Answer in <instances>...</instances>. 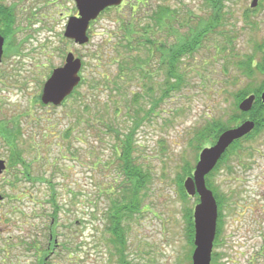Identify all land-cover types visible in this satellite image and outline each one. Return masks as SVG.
<instances>
[{
  "label": "rangeland",
  "instance_id": "obj_1",
  "mask_svg": "<svg viewBox=\"0 0 264 264\" xmlns=\"http://www.w3.org/2000/svg\"><path fill=\"white\" fill-rule=\"evenodd\" d=\"M251 2L223 0L221 23L183 56L181 83L164 100L169 64L152 41L162 49L188 36L209 19L206 0H123L92 22L84 45L64 36L72 0L50 8V23L35 10L29 30L7 32L0 211L11 214L0 221V264H41L43 256L46 264H192L189 216L198 198L184 182L202 149L216 142L200 133L217 119L241 122L236 94L264 82L263 72L248 77L239 66L250 55L260 59L254 49L264 42V0L255 10ZM164 9L171 15L158 25L152 16ZM68 51L83 59L82 83L61 107L48 106L40 98L42 80ZM131 129L135 161L149 181L140 211L126 221L123 259L110 242L106 213L124 179L120 138ZM10 132L17 144L6 138ZM241 144L243 152L236 149L208 176L222 205L213 264H264V130ZM18 149L21 158L13 162ZM23 161L33 164L31 180H39L15 174ZM52 217L56 239L68 245L45 251Z\"/></svg>",
  "mask_w": 264,
  "mask_h": 264
},
{
  "label": "trees",
  "instance_id": "obj_2",
  "mask_svg": "<svg viewBox=\"0 0 264 264\" xmlns=\"http://www.w3.org/2000/svg\"><path fill=\"white\" fill-rule=\"evenodd\" d=\"M207 5L210 7L211 13L210 17L207 21H203L199 24V26L191 29V33L188 36H181L179 35V40L171 45L168 48H159V45L156 41H152L153 47L156 48L157 52H161L162 57L167 60L169 64L168 74H167V87L163 89V93L160 96L161 100L166 99L170 96L171 90L173 91L175 88L179 87L182 75L179 69V63L181 62L183 56L186 55H193L195 51L198 50L201 43L203 42V39L207 37V35L210 33V31L214 30L213 28L218 24L221 23L223 18V0H206ZM260 5V2L258 6ZM256 8H253L252 10H255ZM158 15V16H157ZM171 12L170 9H164L160 12H155L152 16L154 22L158 25L162 24L163 20L167 17H170ZM172 20V18H171ZM171 25V24H170ZM129 32L132 34V28H128ZM146 33H148L147 29H145ZM146 41H150L148 38H146ZM149 45V44H147ZM153 47L149 46L148 51L151 55L155 52V49ZM161 50V51H160ZM255 54L257 57H260V59L254 58V56H248L247 58H243L239 61V66L243 70L244 73L248 77H253L255 74L263 72L264 73V42L260 44H256L255 46ZM150 60V56L148 59L141 60L142 63H148ZM84 65V62H83ZM148 75V74H145ZM175 79V81L173 80ZM171 81V83H170ZM82 83V82H81ZM178 85H177V84ZM258 85H251L248 84L244 89L239 91L238 100L240 101L247 96L248 94H251L252 92H256V101L254 102L253 107L249 111H240V118H251L255 121L256 126L255 128L244 137L236 140L234 143L230 145V147L226 150V152L223 154L215 168L207 175V185L211 188L210 182L208 181V176L212 174L215 170H217L221 164H223L227 158L230 156V154H235L236 149H238V154H240L242 151V144L241 142L246 139L252 138L255 134H258L260 131L264 130V102L260 99L259 93L261 92L262 88H264V82L260 85V90L256 88ZM260 91V92H259ZM77 92V90H76ZM74 96V94H73ZM237 122L235 123H222L221 120L217 119L213 121V123H210L205 129L200 133V135H206L205 132H207L209 136V142L214 143L218 136L221 134V132L227 128L236 126L240 121H238V116H236ZM134 129V128H133ZM129 130L128 133H125L124 138H120V142L122 143L123 147L121 149L122 155H121V168L124 174V179L122 181V184L120 185V191L119 193H113V196L110 199V206L108 208V211L106 213L107 216V222L106 227L107 230L111 234L110 242L115 246H120L118 250L120 251V258H123V250H124V243H125V237H126V221H128L131 217H133L137 212L140 211L142 207V192L144 188L146 187L148 181H149V173H147L140 165H138L134 158V140H133V133L134 130ZM7 134V139L10 143L17 144L16 138ZM119 135H117L118 137ZM20 149V148H19ZM14 150L15 152H12L11 160L13 162L18 161L21 156L20 150ZM16 153H18L16 155ZM214 190V189H213ZM215 192V190H214ZM199 199L198 195H196ZM215 196L218 201L219 206V215H218V222H217V234L216 238L218 237L220 233V226L222 223V211L220 209L221 201L218 198V194L215 192ZM57 213V210H54V214ZM9 211L7 213H1L0 214V221L6 220L9 218ZM189 224H190V230H189V238H191L192 246L194 245V234H195V227H194V218L193 214L190 213L189 216ZM56 224V220L52 217L50 220V233L47 238V244L44 246V250L48 251L49 249L54 248V246H65L67 248V240L62 242H56V238L58 234L53 230L54 225ZM215 238V241H216ZM263 249H264V242H263ZM45 256L42 257L43 260H41V264H46V261H44ZM124 259V258H123ZM214 259V251H213V257H212V263L213 264ZM125 264V260L123 262ZM130 264V263H129Z\"/></svg>",
  "mask_w": 264,
  "mask_h": 264
},
{
  "label": "water",
  "instance_id": "obj_3",
  "mask_svg": "<svg viewBox=\"0 0 264 264\" xmlns=\"http://www.w3.org/2000/svg\"><path fill=\"white\" fill-rule=\"evenodd\" d=\"M123 0H76L79 16L68 19L64 35L75 43L83 45L89 42V25L102 11L111 6H118ZM259 0H252L251 7L258 5ZM4 37L0 35V60L3 54ZM82 59L75 57L73 52L66 55L65 64L54 69L45 82L42 92V102L59 105L70 95L81 81L80 70ZM264 102V89L260 94ZM256 100V95L250 94L239 103L242 111H249ZM256 126L253 119L248 118L236 126L221 132L216 142L202 149L195 170L184 182L186 192L190 196L199 195V201L193 210L194 218V251L192 264H211L214 241L217 234L219 208L217 198L208 187L206 176L215 168L223 154L236 140L249 134ZM6 169V161L0 158V174ZM3 196L0 194V200Z\"/></svg>",
  "mask_w": 264,
  "mask_h": 264
},
{
  "label": "flooded vegetation",
  "instance_id": "obj_4",
  "mask_svg": "<svg viewBox=\"0 0 264 264\" xmlns=\"http://www.w3.org/2000/svg\"><path fill=\"white\" fill-rule=\"evenodd\" d=\"M72 1L74 2L75 9L73 10L72 13L69 14V17L79 16V10L77 7L76 0H72ZM63 3H64V0H51V1L50 0H0V35L2 37H4L3 54H2V57L0 60V75L3 74L2 68L6 63L5 62L6 58L8 57V55H7V50H8L7 39H9V38H8L7 32H13L14 30H18V29L29 30L32 26L33 17L35 16V10H37V11L42 10V15H43L44 20L49 19V23H50V18L52 16L50 8H51V10L56 11V10L60 9V7L62 6ZM112 7H114V6H112ZM112 7H110V8H112ZM53 19H55V18H53ZM93 21L90 22V25L92 24ZM65 29H66V26H65ZM64 32H65V30H64ZM68 40L75 43V41L73 39H68ZM75 44H77V43H75ZM77 45H79V44H77ZM68 52H73L75 57H79L74 51H68ZM68 52L65 53L64 62L63 63L60 62L58 64H55V66L51 67L49 69L48 74H46L45 79L42 80V83H41V86L39 89L40 98L42 96V92H43L45 82L49 79V77L53 73L54 69L61 67L65 64L66 55ZM12 57H13V55H12ZM14 57H17V56H14ZM11 70H12V66L10 67V70L6 73H8V75H9L11 73ZM81 71H82V69H81ZM81 71H80V74L82 76ZM4 81H6V80L0 79L1 84ZM81 82H82V79H81L80 83L77 85V87L73 90V92L69 96H67L62 101V103H60L59 105H55L54 103H48L46 105L56 107V108L61 107L63 104H65L66 100L69 97H72V95L76 93V90L79 88ZM35 141L37 142V140H35ZM37 148L38 147H36V149ZM9 162H10V160H9ZM17 165H21V167H20V169H17L18 172H16L15 174L24 173L25 178H27L28 180H31L30 176H31L32 172L34 171L33 164H31L30 162H24L23 161V162H18L17 164L14 165V167H16ZM36 178H37V180H39L38 179L39 177H36ZM35 179L33 178V180H31V181H34ZM1 201L2 200H0V202ZM1 213L2 212L0 211V214Z\"/></svg>",
  "mask_w": 264,
  "mask_h": 264
}]
</instances>
